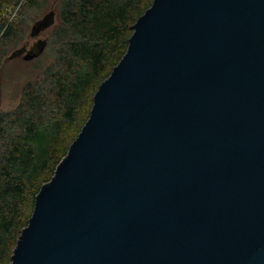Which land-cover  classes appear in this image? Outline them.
I'll return each instance as SVG.
<instances>
[{
  "label": "water",
  "instance_id": "obj_1",
  "mask_svg": "<svg viewBox=\"0 0 264 264\" xmlns=\"http://www.w3.org/2000/svg\"><path fill=\"white\" fill-rule=\"evenodd\" d=\"M10 264H264V0H154Z\"/></svg>",
  "mask_w": 264,
  "mask_h": 264
},
{
  "label": "trees",
  "instance_id": "obj_2",
  "mask_svg": "<svg viewBox=\"0 0 264 264\" xmlns=\"http://www.w3.org/2000/svg\"><path fill=\"white\" fill-rule=\"evenodd\" d=\"M153 2L60 0L51 10V37L43 54L31 61L47 54L51 63L24 86L14 110L0 112V264L11 263L38 194L55 176L90 116L97 91L126 55L134 26ZM30 5L37 3L0 0V52ZM10 9L18 12L8 21ZM2 53L0 71L11 55Z\"/></svg>",
  "mask_w": 264,
  "mask_h": 264
},
{
  "label": "rangeland",
  "instance_id": "obj_3",
  "mask_svg": "<svg viewBox=\"0 0 264 264\" xmlns=\"http://www.w3.org/2000/svg\"><path fill=\"white\" fill-rule=\"evenodd\" d=\"M37 3V6L30 7L23 10L22 18L19 21V27L17 33L7 40L0 52L5 55V58L9 56L13 50L17 47L26 45L31 47L38 39H47L51 37V30L48 29L42 32L38 37H30V28L35 20L43 17L46 13L52 9L57 8L60 0H33ZM18 9H10L6 18L8 21L13 20L17 15ZM50 55L45 54L36 63L25 62L22 58L4 62L3 68L0 71V112H7L14 110L20 103L22 98V91L24 86L34 80L42 71L47 67L50 62ZM6 60V59H5Z\"/></svg>",
  "mask_w": 264,
  "mask_h": 264
}]
</instances>
